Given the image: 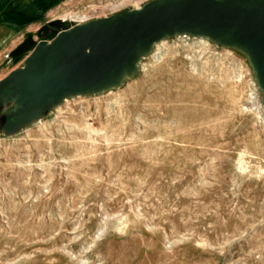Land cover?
<instances>
[{
	"label": "rangeland",
	"instance_id": "374dc122",
	"mask_svg": "<svg viewBox=\"0 0 264 264\" xmlns=\"http://www.w3.org/2000/svg\"><path fill=\"white\" fill-rule=\"evenodd\" d=\"M170 1L0 20L20 33H0V264H264V81L244 42L172 26L98 89L40 70L60 33Z\"/></svg>",
	"mask_w": 264,
	"mask_h": 264
},
{
	"label": "water",
	"instance_id": "95a60500",
	"mask_svg": "<svg viewBox=\"0 0 264 264\" xmlns=\"http://www.w3.org/2000/svg\"><path fill=\"white\" fill-rule=\"evenodd\" d=\"M200 26L217 33L233 34L244 42L258 62L264 81V7H249L246 0H173L149 7L126 18H119L109 23L91 27H77L60 33L52 44H40L37 59L55 65L54 53L67 45H85L92 39L106 35V47L112 42L117 31L136 36L128 49L132 56L122 61L117 70L106 76L102 82L84 90L102 88L118 80L125 68L132 62L139 45L146 43L171 28L172 26Z\"/></svg>",
	"mask_w": 264,
	"mask_h": 264
},
{
	"label": "flooded vegetation",
	"instance_id": "af4514ba",
	"mask_svg": "<svg viewBox=\"0 0 264 264\" xmlns=\"http://www.w3.org/2000/svg\"><path fill=\"white\" fill-rule=\"evenodd\" d=\"M136 36L117 31L111 44L106 47V35L92 39L87 44H70L54 53L55 65L47 67L43 61L40 70L48 81L49 88L56 92L84 90L102 82L113 74L121 62L131 58L128 49Z\"/></svg>",
	"mask_w": 264,
	"mask_h": 264
},
{
	"label": "crops",
	"instance_id": "0c3cea01",
	"mask_svg": "<svg viewBox=\"0 0 264 264\" xmlns=\"http://www.w3.org/2000/svg\"><path fill=\"white\" fill-rule=\"evenodd\" d=\"M46 1L48 0H0V20L29 17L30 15L25 16V13L28 12L29 5L31 4L37 6V10L34 13H40L43 9L42 4L46 3ZM0 30V33L13 36L14 39L20 34L16 26L10 22L0 24Z\"/></svg>",
	"mask_w": 264,
	"mask_h": 264
},
{
	"label": "bare ground",
	"instance_id": "6f19581e",
	"mask_svg": "<svg viewBox=\"0 0 264 264\" xmlns=\"http://www.w3.org/2000/svg\"><path fill=\"white\" fill-rule=\"evenodd\" d=\"M125 72H126V71H124V72L121 74V76L119 77V81L122 80V79H125V78H126V76H124V74H126ZM112 85H113V84H112ZM112 85H111V84H108L107 86H108V87H112ZM104 88H105V87H104Z\"/></svg>",
	"mask_w": 264,
	"mask_h": 264
},
{
	"label": "trees",
	"instance_id": "16d2710c",
	"mask_svg": "<svg viewBox=\"0 0 264 264\" xmlns=\"http://www.w3.org/2000/svg\"><path fill=\"white\" fill-rule=\"evenodd\" d=\"M11 23H16V22H15V20H14V21H12Z\"/></svg>",
	"mask_w": 264,
	"mask_h": 264
}]
</instances>
